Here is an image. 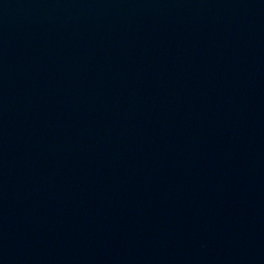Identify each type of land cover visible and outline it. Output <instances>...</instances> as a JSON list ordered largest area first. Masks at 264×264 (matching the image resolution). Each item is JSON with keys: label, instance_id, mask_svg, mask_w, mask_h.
Listing matches in <instances>:
<instances>
[{"label": "water", "instance_id": "95a60500", "mask_svg": "<svg viewBox=\"0 0 264 264\" xmlns=\"http://www.w3.org/2000/svg\"><path fill=\"white\" fill-rule=\"evenodd\" d=\"M0 264H264V0H0Z\"/></svg>", "mask_w": 264, "mask_h": 264}]
</instances>
